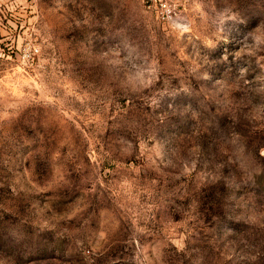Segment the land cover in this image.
<instances>
[{
    "label": "rangeland",
    "instance_id": "obj_1",
    "mask_svg": "<svg viewBox=\"0 0 264 264\" xmlns=\"http://www.w3.org/2000/svg\"><path fill=\"white\" fill-rule=\"evenodd\" d=\"M0 0V264H264V0Z\"/></svg>",
    "mask_w": 264,
    "mask_h": 264
},
{
    "label": "built area",
    "instance_id": "obj_2",
    "mask_svg": "<svg viewBox=\"0 0 264 264\" xmlns=\"http://www.w3.org/2000/svg\"><path fill=\"white\" fill-rule=\"evenodd\" d=\"M145 8L163 23L173 22L177 16V7L173 0H142Z\"/></svg>",
    "mask_w": 264,
    "mask_h": 264
}]
</instances>
